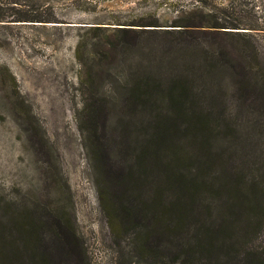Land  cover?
I'll return each instance as SVG.
<instances>
[{
    "label": "rangeland",
    "instance_id": "1",
    "mask_svg": "<svg viewBox=\"0 0 264 264\" xmlns=\"http://www.w3.org/2000/svg\"><path fill=\"white\" fill-rule=\"evenodd\" d=\"M210 55L212 95L233 87L215 115L252 144L230 161L262 167L257 181L264 98L250 81L242 98L230 69L252 82L264 73V0H0V264H244L215 205L200 239L177 246L139 224L145 206L126 202L128 156L153 128L172 165L203 156L198 141L166 130L177 112L124 111L131 91ZM249 239L252 260L264 241Z\"/></svg>",
    "mask_w": 264,
    "mask_h": 264
},
{
    "label": "trees",
    "instance_id": "2",
    "mask_svg": "<svg viewBox=\"0 0 264 264\" xmlns=\"http://www.w3.org/2000/svg\"><path fill=\"white\" fill-rule=\"evenodd\" d=\"M202 54L207 55L208 52ZM198 64L200 69L190 64L187 72L171 76L167 84L160 80L166 77L153 81L150 80L152 77L147 82H139L123 109L135 113L177 112L180 115L178 126L166 130L181 138L187 136L198 141L203 156L197 160L189 157L181 166L172 165L170 154L157 142L158 127L153 128L150 136H144L142 141L133 144L135 147L128 156L133 166L132 171L124 175L130 187L126 202L132 204L136 212L137 208L145 206V209L138 210L142 215L137 219L139 224L144 225L148 232L164 235L177 246L200 239L205 232L206 215L210 206L215 205L217 218L221 216L232 221L233 229L225 236L230 254L242 252L244 264H264V246L261 252L252 254L253 261L247 258L246 248L251 236H258L264 241V173L256 181L258 174L252 160L243 162L240 167L230 161L235 155L249 157L246 154L252 149V144L245 145L241 137L233 139L235 126L229 125L218 116L219 113L214 112L219 105H223L217 98H223L233 87L218 86L223 92H216L213 96L206 77L214 71L216 64L212 62L211 55L200 57ZM230 71H233L236 88L242 98L251 90L248 88L250 84L264 98V73L256 74L252 82L248 74L234 67ZM261 169L258 167L257 171ZM194 207L200 210V214L191 230L187 228V219L194 213ZM240 226L242 230L246 228V233L239 243L235 237ZM198 228L199 236L196 234ZM196 243L198 240L193 244ZM184 251L189 252L186 248ZM201 253L198 251L197 255Z\"/></svg>",
    "mask_w": 264,
    "mask_h": 264
}]
</instances>
